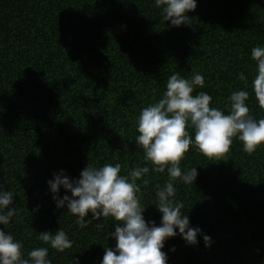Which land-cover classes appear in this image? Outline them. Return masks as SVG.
<instances>
[{
  "label": "trees",
  "instance_id": "1",
  "mask_svg": "<svg viewBox=\"0 0 264 264\" xmlns=\"http://www.w3.org/2000/svg\"><path fill=\"white\" fill-rule=\"evenodd\" d=\"M188 15L175 27L154 0H0V183L14 193L9 207L16 209L0 228L22 242L25 255L49 247L52 264L76 257L100 264L105 247L116 244L112 217L80 228L66 207H56L47 181L61 169L78 178L88 163H119L122 175L149 167L137 180L140 203L145 219L160 224L156 189L169 177L144 159L135 118L162 97L171 74L201 73L205 85L193 95L207 92L210 106L225 112L230 93L245 89L250 114L264 118L251 89V49L264 46V0H197ZM180 167L198 175L192 184L174 181L175 199L212 243L170 237L162 249L167 264H264V144L248 154L234 138L214 161L190 146ZM58 228L73 242L63 252L37 239Z\"/></svg>",
  "mask_w": 264,
  "mask_h": 264
},
{
  "label": "clouds",
  "instance_id": "2",
  "mask_svg": "<svg viewBox=\"0 0 264 264\" xmlns=\"http://www.w3.org/2000/svg\"><path fill=\"white\" fill-rule=\"evenodd\" d=\"M154 6L161 10L164 21L179 27L189 23L188 13L195 10L197 0H154ZM251 58L256 62L251 89L259 107L264 109V46H254ZM238 78L247 87L248 77L243 72L238 73ZM204 85L201 73L185 78L175 72L168 77L162 97L143 107L135 118L138 132L135 143L143 149L144 159L151 162V171H166L169 177L156 189L154 202L162 214L159 225L145 219L146 207L140 203L141 189L137 180L149 173L147 166H137L122 175L119 163L102 166L88 163L78 178H70L61 169L47 181L56 207H66L77 217L76 224L80 228L101 217H112L115 221L114 231L109 232V236L116 244L105 247L100 264H167V254L162 249L168 238L177 235L188 245L198 244V236L202 235L205 246L211 245L212 238L202 233L199 226H191L189 216L181 211L183 202L175 199L174 181L192 184L198 175L196 167L182 170L180 162L190 146L209 160H220L230 150L234 138L242 142L244 152L252 154L264 144V118L256 119L250 114L246 103L249 91H232L225 112L210 106L212 97L207 92L193 95L197 87ZM143 183L148 181L145 179ZM61 186L66 190L63 196L59 195ZM13 199L14 193L0 183L2 225H8L16 215V209L9 207ZM89 213L91 218L86 219ZM37 239L58 252L71 248L73 243L62 228L54 233L39 231ZM22 249L21 241L0 228V264H52L49 247H33L26 255ZM72 261L80 264L78 257Z\"/></svg>",
  "mask_w": 264,
  "mask_h": 264
}]
</instances>
